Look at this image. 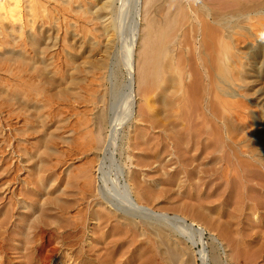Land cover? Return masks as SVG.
I'll list each match as a JSON object with an SVG mask.
<instances>
[{"label":"rangeland","instance_id":"374dc122","mask_svg":"<svg viewBox=\"0 0 264 264\" xmlns=\"http://www.w3.org/2000/svg\"><path fill=\"white\" fill-rule=\"evenodd\" d=\"M20 1L23 4V1ZM73 1L57 0L52 2H56V5H53L57 6L56 8H59L62 13L59 12L60 22L56 23L59 42L61 40V44L58 43L57 45L59 48L56 46L57 52L65 61L67 54L68 56L72 53L74 56L77 54L78 58L75 59L76 63L68 62L67 67L58 68L55 76L60 80L61 85L58 83L60 86H57L59 88L55 87L54 94L52 91L50 93L46 91L45 95L42 96L44 101H40L43 106L45 105V108L43 107L41 112L39 111V115L46 112L48 122L44 121V123L47 125L46 129L48 126L51 129L47 131L53 133L51 136L53 140L47 143L49 150H47V154H42L41 163L40 161L37 162L39 158H37V153L39 155L41 152L43 153L42 149L44 148L37 145L38 133L29 136L28 141L24 143V147L26 145L27 148H24L22 144L15 143L18 146L15 148L16 152L12 153L14 143L11 134L12 124L16 122V126L22 131L24 111L20 108H17L16 112L13 111V107L5 95L0 96V264H164L162 255L160 256V250L163 248L157 247L156 238L142 224L138 226L143 230L145 237L139 236L136 230L117 234L121 237V234L127 233L123 237V254L119 257L112 256L111 252L114 248L108 247L110 241H114V237L118 238V236L110 234V225L106 224L108 220L102 219L100 227L98 225L93 227L95 223L86 220L88 207L107 210L101 206L93 205L99 199L98 196L90 197L89 201L85 199L83 197L85 195L84 187H80V184L83 183V177L90 174L89 157L92 155L94 157L95 153L87 151L88 145L85 141L92 136V126L89 119L92 117V113L100 108V104L97 105V95L100 96L102 92L105 93L104 109H107L113 95H115L114 92H118L122 87L120 83L117 84V87L116 85L111 86V82L105 79L106 67H97V63L101 60L107 63L120 60L121 46L134 38V70L136 69L133 75L134 114L127 123L122 125L121 133L125 134H123L125 136L123 140L126 141V137L133 136L137 131L147 133L149 129L154 131L153 137L147 143L149 148L154 144V149L158 152V156L153 159L152 166L160 167L159 174L162 172L159 149L162 146L163 138L160 134H156L159 133L160 129L157 121H161L163 120L162 117L167 116L177 120L178 124L180 123L179 127H171L174 138L179 133L177 128H181L182 125H185L184 129L187 132L193 133V139L196 138L194 135L199 130L204 129L209 133V138L213 142L212 147L216 150L215 157H219L216 162L205 159L201 160L202 162L192 161L184 164L176 159L177 156L173 150L172 155L169 154L168 157L167 180L161 181L159 178L157 181V189L161 191L158 193L159 198L156 201H148V204L154 206V210H164L170 215L176 213L186 215L188 221L194 220L204 228L203 247L209 256L206 264H217L218 262V264H264V0H196V2L185 0L183 6L177 2L151 5L146 0H136L137 2L127 0L128 2H125L126 7L124 5L119 7V3L114 2V4L106 7V14L101 13V15L96 12L99 5H96L95 8L91 6L96 2L90 4L92 9L89 10L88 5H84V2L77 4ZM65 2L71 4L66 7ZM192 2L193 4L205 5L206 8L217 12L218 22H210L206 20L207 17L202 14L201 16L199 13H196V16ZM114 5L117 9H112ZM165 5L168 7L165 8ZM63 6L66 7H64L66 11ZM77 8L82 10L84 8L86 11H77ZM120 8L124 9L121 10ZM116 12H120L121 15ZM165 13L166 16H164ZM134 14H138L136 16L137 22L132 19ZM194 16L199 18L198 21L196 18L194 19ZM153 18L157 22L155 27L159 24L160 27L157 26L156 29L158 28L161 34L153 33L154 35L151 36V40L152 38L153 40L156 39V41L152 40V43H155V54L149 52L144 55L143 52L146 50L144 48L145 51H142L143 42L140 38L145 32L147 23ZM168 19L170 22H167ZM45 21L44 19L43 22ZM117 22H123V25L118 23L117 27ZM134 22L138 26L136 37L132 36L133 29L130 28V26L134 27ZM45 24V29H49L53 22L50 25L46 21ZM107 24L111 30L108 28L110 31L107 30L104 33L102 29L103 26H108ZM119 24L121 28H119ZM163 35L170 37L165 36V40ZM159 37L162 41H159ZM157 41L161 43L158 46ZM162 44L166 48L163 53L161 50L164 47L160 50ZM67 45L72 47L68 46L67 48ZM72 48L73 52L71 51L69 54L68 49L71 50ZM156 48L159 52L156 51ZM81 50H88V52L85 53ZM157 52L161 54L159 56L160 64L153 61L156 59L154 57L157 56L152 55H156ZM148 54L151 55L148 57ZM141 55L148 57L149 64H156L157 67L152 66L154 69L151 68V71L164 65L159 70L161 74L159 75L157 72L158 76L157 74L155 76L157 78L153 76L156 73L154 71L151 73L153 77L148 76L150 79L144 81L141 69L144 56L142 58ZM149 64L148 69L151 67ZM5 66L0 64L1 89L8 86L9 71ZM78 70H81L82 73ZM64 71L66 73H63ZM139 71L142 73L140 74ZM148 72L150 73V71ZM67 73L70 74V78ZM72 78H85V80L75 86L70 82ZM208 81L212 86L209 85ZM64 86L72 90H68L71 92L69 98L68 95L65 97L63 93H60L61 87H63L62 90L67 89ZM107 90L109 94L113 91L111 93L113 95H109ZM107 94L110 96L109 99ZM95 102L96 104H94ZM70 105L78 112L79 121L84 123L82 124L83 127H80L81 132L79 131L78 137L80 139L78 141L81 140L82 142L83 140L85 146L80 147L82 149L78 157L74 160H68L63 165L58 158L60 149L57 144H54L58 135L55 128L57 121L52 119L58 120V106L61 110L66 111V114L71 115V111L68 110ZM184 109L186 111H183ZM107 110L109 111V109ZM77 115L74 117L76 123ZM151 121H154V128L150 127ZM198 124L201 126L198 127ZM35 126L38 125L35 124ZM24 129L25 127H23V131ZM89 129H91L90 132ZM85 131L88 133H84ZM81 134L83 135L80 136ZM17 136L19 137L20 134ZM18 142H21L20 137ZM173 142L176 143L177 141L173 140L172 144H174ZM151 149L154 150L153 147ZM19 150H22L23 153L26 151L24 154L31 156V160L29 158L28 161H23ZM227 150L234 151L232 154L234 156L228 154ZM132 151V154L135 155L137 148ZM32 157L36 159L33 160ZM133 160L135 161V159ZM70 162L73 163L71 171L69 168L66 169L68 167L66 165ZM133 167L132 164L126 169L129 170ZM193 168L195 170L191 171ZM213 170L214 172H212ZM37 174L38 176H36ZM13 175L17 180L16 184L11 182ZM45 175L48 176L47 179L49 180L46 191L40 189L39 186L42 176L45 177ZM65 179L73 180L77 185L74 183L73 186H66ZM95 179L96 177L93 179L94 187L97 183ZM78 184L80 188L77 187ZM14 186H16L15 194L19 199H22V203H18L16 206L12 205ZM53 187L58 189L52 193L50 191ZM62 190H65L63 194ZM69 200L74 202L72 204L67 203L66 201ZM140 202L145 203V200L142 199ZM67 204L69 207H66ZM83 208H86V211L83 212ZM163 228L164 230L162 228L161 230L167 239L180 247L183 254H187L184 257L187 258L189 255V264L201 263L192 253V250L201 247V244L193 246L188 238V233H185L183 237L170 228L164 226ZM103 233L106 235L102 236ZM140 237L142 238L140 239ZM142 242L145 245L139 246ZM113 243L115 246L117 245L116 241ZM117 258L120 261H116ZM143 260L146 261L142 262Z\"/></svg>","mask_w":264,"mask_h":264},{"label":"bare ground","instance_id":"6f19581e","mask_svg":"<svg viewBox=\"0 0 264 264\" xmlns=\"http://www.w3.org/2000/svg\"><path fill=\"white\" fill-rule=\"evenodd\" d=\"M22 1H23V4L21 3L20 0H0V64H1V66L6 65L5 67H7L8 71H9L8 86H7V88H4V89H1V87H0V96L5 95L7 100L10 102L11 107H13V111L16 112L17 108L23 109V111H24L23 112L24 115L22 117V119H23L22 121L24 123L23 127H25L24 131H23V127H22V131H21L20 128H18L16 126V122H13V124H12L11 134H12V138L14 140V143L12 146L13 147L12 153L16 152L15 151L16 146L22 144V146L24 147V143L28 141L29 136H34V134L38 133L39 134L38 141L35 138L34 139L38 142L37 143L38 147L44 148V149H42L43 153L41 152L40 155L37 153V158L39 157L37 159L38 160L37 162L40 161V163H41L42 162V154H47V150H49V148H48L49 145L47 143L52 142V140H53V138H51L53 133H51L50 131H47L50 129V127L48 126V129H46L47 125H45V123H44V121L48 120L47 115H45L46 112H45V114L39 115V111L41 112V109H43V107L45 106V105L43 106L41 104V102L44 101L42 99V96L46 91H48V93H50L51 91H52V93L55 92V90H54L55 87L61 85L59 83L60 80L57 78V76H55V74L58 72V68L59 67H62V68L67 67L68 62L72 64L73 62H75V59H77L78 57H77V54L75 56L73 55V53H72V55H69V56L67 54L66 61H65L62 59V56H60L61 54H59L57 52L56 46L58 45V43L61 42V40L59 42V35H57L59 32L56 31L57 30L56 23L58 24L60 22L59 21V19H60L59 18V12L60 11H59V8H56L57 6H55L56 2L52 3L53 1H57V0H22ZM74 1L77 2V4L84 2V5L85 4H86V6L88 5L89 10H91L92 8H95L96 5H99L96 12L98 15L99 14L101 15V13L106 14L105 13V11H107L106 7L114 4V2L119 3L118 4L119 7H122L123 5H124V7H126L125 2L127 0H92V3H91V0H74ZM187 1H189V0H187ZM146 2L150 3L151 5H156V4L158 5L159 3L162 4L163 2H169V3L170 2H175V3L177 2V3L182 5V4H184L185 0H146ZM193 2H196V0H193ZM193 2L191 4L193 6V10L195 11V15H196V13H199V15L202 14L205 17H207L206 20H208L210 22L211 21L215 22V23L218 22L219 17H218L217 12L206 8L205 5L193 4ZM53 4H55V5H53ZM57 4H58V2H57ZM65 4L67 7L71 3L69 2V4H67L65 2L64 5ZM90 4H94V5H91V6H93L92 8H91ZM167 5H165V8L168 7ZM64 7L65 6H63V9L65 10L66 7L65 8ZM84 8H86V7H84ZM84 8H83V10L80 8H77V11L78 10L84 11L85 10ZM114 8L117 9L116 5H114L112 9H114ZM61 9H62V7H61ZM88 9L86 8L87 11H88ZM122 9H124V8H122ZM132 9H133V7H132ZM123 12H124V10H123ZM116 13L120 14V12L119 13L116 12ZM137 15L136 14H134V16L132 15V17H133L132 19L135 20V22L138 21L136 19ZM117 16L119 17V15H117ZM164 16H166V13L164 14ZM196 16H194V19L196 18L198 21L199 18H197ZM105 17H106V15H105ZM205 17H204V19H205ZM123 18L126 19L124 16H123ZM44 19L47 22H49L50 25H51V22H53V24L51 25V28L49 27V29H45L44 25H46L45 24L46 21L43 22ZM141 20H143V19H141ZM167 22H170V20L168 19ZM118 23H121V22H117V27H118ZM156 23L157 22L155 21V18L150 20L149 23H147V26L145 27V30H144L145 32H143V35L140 38V39H142V42H143L142 43V46H143L142 51L146 50L145 52H143L144 55H147V53H149V52H151L152 54L153 53L155 54V52H154L155 43L154 42L152 43L153 38L151 40V36L154 34H156V35L161 34V31L158 28L156 29V27L159 26V24L155 27ZM133 24H131V25H133ZM120 26L121 25L119 24V28H121ZM164 26H162V27H164ZM109 27H110L109 25L103 26L102 31L105 33L107 30L110 29ZM137 27L138 26H136V23L134 24V27L130 26V28L133 29V32H132L133 37L137 36L136 35ZM165 27L163 29L166 30ZM115 28H114V30H115ZM202 29H203V26H202ZM212 29H213V27H212ZM16 32H17V34H15ZM113 35H115V34L113 33ZM130 36H131V33H130ZM165 36H164V38H165ZM166 37H170V36H166ZM218 37H216V38H218ZM68 38H69V36H68ZM134 39H132L131 41L129 40L130 41L129 43L125 42L126 44L122 43L124 45L121 46V50L119 52L120 60L118 59V61H113L112 63H110L111 61L107 63L104 60H101L99 63H97V67H102V68L106 67L107 73L105 75V79L111 82V84H112L111 86L114 87L116 85V87H117L118 86L117 84L120 83L122 87L118 92H114L115 95L111 94L113 91H111V93L109 94V91L107 90V93L109 95H111V96L113 95V98L111 99L112 101L110 102V104L108 106L109 108H107V109H109V111L107 109H104V107H105V103H104L105 93L102 92V94L100 93L101 94L100 96L97 95L98 96L97 97V105L100 104V108L96 112H93L92 117L89 119V122L91 123L90 125L92 126V128H91L92 129V131H91L92 136H90L89 140H87L85 138L86 139L85 142L88 145L87 151H89V152L92 151L95 153H94V157H92L93 155L89 157L90 159H89L88 168H89L90 174L84 176L83 177L84 178L83 183L80 184L81 188L84 187L83 192L85 195L83 197L88 200L90 197L92 198V197L98 196L99 199L98 200L96 199L98 202L95 201V203L93 205L101 206L104 209H106L107 211L97 210V209H93V207H91V208L88 207L87 211L85 210L86 208H83V212L85 210L87 213V219H86L87 221H92L93 223H95L93 225V227H96L97 225H98V227H100V225H102L101 222L104 220V218L106 219V221L107 220L111 221L109 223H108V221L106 222V224H108V226L109 225L111 226V227L109 226L111 235H113V234L119 235L120 233L123 234L124 232L130 231V230L134 232V230H136V232L139 233V236L145 237L143 230L141 229V227L138 226L139 224L144 225L145 228L149 231V233H151L152 236L154 238H156V243L158 245L157 247L163 248L160 250V256L162 255L161 258L164 260L163 261L164 264H189V255L187 258H185L184 256L187 254H183L182 249L180 247H178L175 243H172L171 240L167 239V237L163 234L161 228L163 230H164L163 226L170 228L171 230L175 231V233H177L179 235L181 234L183 237H184L185 233H188V238L192 242L193 246L201 244V247H197V249L192 250V253H194L196 255V258L198 260H200V262H201L200 264H206L207 263V257H209V256H207L205 249L203 247L204 246L203 235H204V231H205L204 228L200 224L195 222L194 220L190 219L191 221H188L186 215H181L178 213L170 215L169 213H167L164 210H160V211L154 210V206H152L151 204H148V201H152V200L156 201L159 198L158 193L160 190L157 189L158 188L157 181L159 178L161 181L167 180V177H168L167 171L168 170H166V169L169 165V161H168L169 158L168 157L170 155H172L173 150L175 151V156H177L176 159L179 162H183L184 164H187V162L190 163L192 161H198L199 162V161L205 160V159L211 160L212 162H216L217 158H219V157H215L214 153L216 150H214L212 147L213 142H211V140L209 138L210 137L209 133L206 132L204 129H202V131L198 129L199 131L194 135V137L196 136V138L193 139V136H192L193 133L187 132L184 129L185 125L184 126L182 125L181 128H177L179 130V133H177L178 134L177 137L174 138L173 131L171 130V127H175V126L179 127L180 123L178 124L177 120H175L174 118H171V117L168 118L167 116H164V118L162 117L161 119H163V120L157 121L158 124L160 125V129L158 131L159 133H156V134L157 135L160 134L161 138H163L162 146L159 149V155H161V158H162V159L160 158V160H161L160 162L162 163V166H161L162 172H160L159 174H158V170L160 171V167L156 168L155 166H152V162L154 161L153 159H155V157L158 156V152H157V150L154 149V144L151 145L154 149V150H152L151 149L152 147L149 148L148 143H147V142H149L148 140H150L153 137V134L155 133L154 131H151L150 129H149L148 133L144 132V131H139V132L137 131L136 133H134L133 136L130 135V136H128V138L126 137V141L123 140L125 137L124 136L125 134L121 133L122 125L124 123H127L132 118V116L134 114V112H133V110H134V107H133L134 106L133 75L135 74V71H136V69L134 70L135 67H134V57H133ZM159 39H160V37H159ZM154 40L156 41V39H154ZM165 40H166V38H165ZM118 41H120V40H118ZM159 41H162V40L160 39ZM156 44L158 46V44H161V43L160 42L158 43V41H157ZM162 45L160 46V50L165 46L164 44H162ZM68 46L69 45H67V48H68ZM157 46H155V47H157ZM152 47H153V49H152ZM144 48H145V50H143ZM164 49L166 50V48L164 47L161 50L162 53L164 52L163 51ZM68 50H69V54H71L70 52L73 50V48L71 50L70 49H68ZM105 50H106V48H105ZM61 51H62V49H61ZM64 51H63V53L65 54ZM81 51H85V50H81ZM142 51H141V53H142ZM156 51H158L157 48H156ZM86 52H88V50L85 51V53ZM157 53H156V55H152V56H157L159 61H157L158 60L157 57H154V59L155 58L156 59L153 61H155L156 64H160L161 61H160L159 56L161 54L158 53V55H157ZM81 54H82V52H81ZM119 54H116V55H119ZM216 54H217V52H216ZM144 55H141V57ZM150 55L151 54H148V57ZM219 55H220V53H219ZM147 58H146V56H144V60L142 63L143 65L141 67L143 73L140 72L141 70L139 71L140 74L142 73L144 75V76L142 75V77H144L143 78L144 81H146V79H150V77L148 78V76H151V73H154V71L156 72V73H154L155 75L153 74L154 77L156 76L157 72L160 75L161 73H159L160 72L159 70L161 69V66H162V68L164 66V65L159 66L160 68L159 69L157 68L158 71H157V69H155L154 71L153 70L151 71V68L154 69L152 66H154V67H157V66H156L155 62H154L155 65H152L150 63L151 67H150V69H148L149 60L147 61ZM170 59H172V58H170ZM83 60H85V59H83ZM150 60H151V58H150ZM6 62H8V63H6ZM157 62H159V63H157ZM62 70H64V69H62ZM66 71H64L63 73H66ZM148 71H150V73ZM79 72L82 73L81 70ZM158 74H157V76H158ZM83 75H81V76H83ZM68 76H69V78L71 77L70 74H68ZM153 76H151V78ZM155 78H157V77H155ZM103 79H104V76H103ZM212 79H214V78H212ZM83 80H85V78L84 79L83 78L82 79L81 78L80 79H76V78L73 79L72 78L70 82L76 86V85H79V83ZM153 80H154V78H153ZM209 81H210V77H209ZM69 85H70V83H69ZM209 85H211V83ZM66 86H64V87H66ZM113 87L111 88L112 90H113ZM57 88H59V87H57ZM61 88L63 89V87H61ZM62 89L60 90V93L61 94L63 93L65 95V97L68 95V98H69L71 96V92L68 90H71V89L67 88L66 89L67 93H66V90H62ZM89 89H87V90H89ZM108 94H107V98L108 97L110 98V96H108ZM83 95H85V94H83ZM64 99H66V98H64ZM66 100H68V99H66ZM73 100H76V99H73ZM77 100H79V99H77ZM54 101H56V100H54ZM50 102H48V103H50ZM107 102H108V100H107ZM94 104H96V102ZM150 106H152V105H150ZM181 106H182V104H181ZM57 110H58V113L57 112L56 113L59 116L58 120L52 119L55 122L57 121L55 128L58 132V135L56 137V142H54V144L55 145L57 144V146L60 149L58 158H59V162L64 165L67 163L68 160H74L76 157H78L81 154L80 151L82 148H80V147L85 146V145H83V140H82V142H81V140L78 141V139H80L78 137L79 133L81 132L80 127L84 123L82 121H79V119H78L79 114H78V112L75 111V109L72 105H70V109H68L69 111H71V113H72L71 115L66 114V111L61 110L59 108V106H58ZM183 111H186V110L184 109ZM54 114L55 113L53 112V115ZM36 115H37V118L35 119ZM76 115H77V123L74 120V117ZM81 118H82V116H81ZM182 118H184V117H182ZM50 119H51V117H50ZM153 123H154V121L150 122L151 128H154ZM35 124L38 126H35ZM200 126L198 124V127H200ZM91 129H89V132ZM155 129H156V127H155ZM66 130L70 131V132H67ZM122 132H124V131H122ZM48 133H49V135H48ZM84 133L87 134L88 131H85ZM17 134H20L19 137H20L21 142H18L19 137L17 136ZM83 134H81L80 136H82ZM36 137H37V135H36ZM156 138H158V137L156 136ZM173 140H176L177 142L176 143L173 142L174 144H172ZM15 143L18 145H16ZM31 146H33V145H31ZM214 147L217 149L216 146H214ZM24 148H27V146L25 145ZM136 148H137V153L135 155H133L132 150H134ZM224 148L226 150V147H224ZM230 148H232V147H230ZM37 149H39V148H37ZM22 150H19V151L21 152L20 156L23 158V161H25V160L28 161L29 158L31 160V156L29 157L28 155H25L24 153H26V151L23 153ZM234 151H235V149H234ZM234 151H232V150L228 151L227 150L228 154H231V155L234 153ZM17 154H19V153H17ZM232 156H234V155H232ZM32 159L35 160L36 158L32 157ZM133 159H135V161ZM208 160H206V161L208 162ZM132 164L134 165V167L132 169L129 168V170H127L126 167L127 166L129 167V165H132ZM214 164H216V163H214ZM72 165H73V163L70 162L69 164L66 165V166H68L66 169L69 168V171H71V169H73ZM41 167H43V166H41ZM77 167H78V165H77ZM27 168H25V169H27ZM37 168H38V166H37ZM193 170H195V168L191 169V171H193ZM212 172H214V170ZM24 175H26V174H24ZM57 175H58V173H57ZM67 175H69V174H67ZM94 175L96 177L95 182L97 181V183H95L96 184L95 187L93 186V179L95 178ZM36 176H38V174ZM81 176H82V174H81ZM47 178H48L47 175H45V177L42 176V179L40 180L41 185L38 184L40 186V189H42L44 191H46L45 189H47V186H48L49 180ZM65 181H66V186L69 185V187L73 186V184L75 183V181L70 180V179H68V180L65 179ZM11 182H13L14 184L17 183L15 175H13ZM37 182H38V180H37ZM28 185H30V184H28ZM75 185H77V183H75ZM92 186H93V189H91ZM15 187L16 186H14V190H12V193L14 192L12 205H14V206H16L18 203L19 204L22 203V199H19L17 197V194H15ZM77 187L80 188L79 184ZM166 187H168V186H166ZM56 189H58V188L53 187L50 192L53 193ZM24 191H26V190H24ZM64 191L65 190H62V194ZM24 198H26V197H24ZM142 199L145 200V203L140 202V201H142ZM146 200H147V203H146ZM60 201H62V200H60ZM80 201L82 202L83 200H80ZM66 202L72 204L74 201L69 200ZM67 205L68 206H66V207H69V204H67ZM77 212H80V211H77ZM97 221H98V223H97ZM27 225H28V223L26 224V226ZM18 231H20V230H18ZM104 234L105 233H103L102 236H104ZM122 234L120 235L122 238L119 237L118 235H117L118 238L114 237V239H115L114 241L117 242L116 246L114 245L113 240L110 241V245L108 248H111V249L114 248L113 252H111L109 250L111 252L112 256L119 257V256H122V254H123V250H122V245L124 242L123 237L127 233H125L124 235H122ZM120 238H121V241H120ZM141 238L142 237H140V239ZM141 245H145L144 242H142L139 246H141ZM190 246H191V244H190ZM151 247H152V245H151ZM184 252H186V251L184 250ZM90 257H92V256H90ZM115 260L120 261L119 258H117ZM144 261H146V260H143L142 262H144ZM139 262L142 263L141 261H139Z\"/></svg>","mask_w":264,"mask_h":264}]
</instances>
